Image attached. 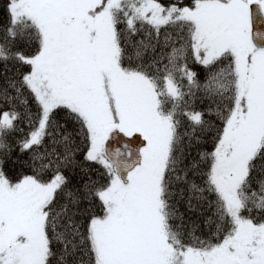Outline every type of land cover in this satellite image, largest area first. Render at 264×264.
<instances>
[{
	"label": "snow or ice",
	"instance_id": "1",
	"mask_svg": "<svg viewBox=\"0 0 264 264\" xmlns=\"http://www.w3.org/2000/svg\"><path fill=\"white\" fill-rule=\"evenodd\" d=\"M253 5L3 0L0 264H264Z\"/></svg>",
	"mask_w": 264,
	"mask_h": 264
},
{
	"label": "water",
	"instance_id": "2",
	"mask_svg": "<svg viewBox=\"0 0 264 264\" xmlns=\"http://www.w3.org/2000/svg\"><path fill=\"white\" fill-rule=\"evenodd\" d=\"M253 11V31L264 33V15L260 13L258 6H252ZM259 43V41H257ZM126 139V138H124Z\"/></svg>",
	"mask_w": 264,
	"mask_h": 264
},
{
	"label": "trees",
	"instance_id": "3",
	"mask_svg": "<svg viewBox=\"0 0 264 264\" xmlns=\"http://www.w3.org/2000/svg\"><path fill=\"white\" fill-rule=\"evenodd\" d=\"M2 3H3V0H0V5H2ZM198 106H201V105H198ZM10 168H11V166H10ZM25 171H27V169H25ZM19 175H20L19 169L15 170V171H9V176L13 180L17 179ZM181 211H183V207H181Z\"/></svg>",
	"mask_w": 264,
	"mask_h": 264
}]
</instances>
